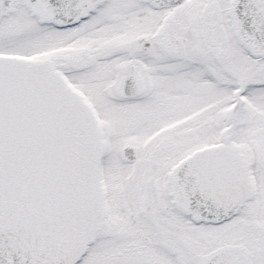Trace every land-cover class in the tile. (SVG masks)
Here are the masks:
<instances>
[{
  "label": "snow or ice",
  "instance_id": "snow-or-ice-1",
  "mask_svg": "<svg viewBox=\"0 0 264 264\" xmlns=\"http://www.w3.org/2000/svg\"><path fill=\"white\" fill-rule=\"evenodd\" d=\"M0 264H264V0H0Z\"/></svg>",
  "mask_w": 264,
  "mask_h": 264
}]
</instances>
